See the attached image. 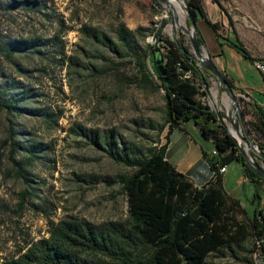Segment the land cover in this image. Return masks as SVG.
I'll use <instances>...</instances> for the list:
<instances>
[{
	"label": "rangeland",
	"instance_id": "obj_1",
	"mask_svg": "<svg viewBox=\"0 0 264 264\" xmlns=\"http://www.w3.org/2000/svg\"><path fill=\"white\" fill-rule=\"evenodd\" d=\"M173 1L170 7L152 0H42V6L37 7L0 0V40L20 42L21 47L14 58L0 57V91L8 89L6 81H16L19 92L27 95L25 112L16 120L25 150L12 159L9 148L3 149L0 166V263L17 259L28 246L48 238L52 222L78 218L101 225L129 218L127 195L119 181L133 170L97 150L80 132L113 130L140 153L166 143L167 128L164 132L157 128L165 121V91L149 65L152 80L145 79L147 72L137 58L145 53L154 57L149 45L166 52V42L156 36L159 29L171 41L184 40L194 52L191 25L180 5L187 6L189 0ZM121 24L134 32L146 29V36L136 35L133 49L121 55L88 38L85 32L98 28L117 41ZM218 25L225 35V29ZM202 52L207 54L204 48ZM236 56L227 53L225 60L238 78L245 79L253 96L264 103L260 73L249 61ZM209 82L201 93L203 103L221 116L220 124L235 132L229 119L235 113L229 94L214 76H209ZM235 93L250 137L259 146L260 136L251 128L259 103ZM7 125L10 123L0 115V140L6 136ZM28 148L37 158L25 168L22 178L17 174V161L28 155ZM253 157L264 166L256 154ZM235 165L230 163L231 173ZM242 200L248 210L252 209L246 194ZM247 246L252 249L253 242ZM212 260L234 264L228 256Z\"/></svg>",
	"mask_w": 264,
	"mask_h": 264
},
{
	"label": "trees",
	"instance_id": "obj_2",
	"mask_svg": "<svg viewBox=\"0 0 264 264\" xmlns=\"http://www.w3.org/2000/svg\"><path fill=\"white\" fill-rule=\"evenodd\" d=\"M12 1L14 6L21 3L42 6V0ZM152 1L160 5L159 1ZM213 2L221 6L220 0ZM187 5L197 23L205 20L219 35V25L209 21L202 0H189ZM85 32L88 38L116 55L132 50L136 35L146 36L145 28L134 32L124 24L117 28V41L98 28H88ZM156 36L166 42V52L149 45L154 57L145 53L138 56L137 62L147 72L145 79L152 80L149 65L159 87L165 91V121L156 127L159 132L167 128L166 143L140 153L134 144L122 142L113 130L80 132L97 150L133 170L119 181L127 195L129 218L101 225L78 218L52 222L48 238L28 246L17 259L0 264H231L212 260L227 256L234 264H255L256 254L264 256V244L260 247L257 244L264 240V211L251 217L241 201L226 192L220 168L239 161L256 187L264 184V180L246 163L227 127L219 123L218 115L201 99L212 75L182 52L176 41L163 37L161 29ZM181 42L190 52L185 41ZM203 42L200 37V48ZM19 43L0 40V57L14 58L21 50ZM156 49L162 54V72ZM239 49L244 52L240 46ZM223 75L235 90L229 75L225 71ZM19 84L6 81L4 86L8 89L0 91V115L10 123L5 138L0 140V166L5 156L3 149L9 148L12 159L25 150L16 129V120L25 112L23 104L27 98L24 92H19ZM255 113L257 120L251 123V128L259 134V148L264 151V108L256 104ZM187 121H193L217 151L216 155L206 154L213 175L202 188L196 187L166 159L172 131ZM27 150L28 155L17 161V174L22 178L25 168L37 158L35 151ZM258 198L256 192L253 200ZM251 241L252 249L247 246Z\"/></svg>",
	"mask_w": 264,
	"mask_h": 264
},
{
	"label": "crops",
	"instance_id": "obj_3",
	"mask_svg": "<svg viewBox=\"0 0 264 264\" xmlns=\"http://www.w3.org/2000/svg\"><path fill=\"white\" fill-rule=\"evenodd\" d=\"M202 2L209 21L220 23L222 29H225V35L221 32L218 35L205 20L200 19L197 26L204 41L202 49L204 48L212 57L220 71H225L229 75L235 91L252 97L263 107L264 103L253 96V90L247 87L245 79L237 77L234 68L228 65L225 57L227 53L237 55L239 60H247L252 66L255 60L264 61V0H220L222 7L213 0H202ZM262 94L264 95L263 83ZM214 149L213 142L203 137L199 127L193 121H187L181 128L172 131L166 159L178 172L186 175L196 187L202 188L209 183L213 175L206 154L212 155ZM234 163L235 172L231 173L229 164L227 172L223 174L225 190L230 196L239 199L242 206L247 209L242 200V194H246L247 200L252 205V209L247 211L253 217L260 210L264 211V184H258L256 187V184L247 177L244 165L239 161ZM256 192L260 198L253 200ZM249 194L253 196L249 198L247 196ZM254 259L255 264H264L262 254H256Z\"/></svg>",
	"mask_w": 264,
	"mask_h": 264
},
{
	"label": "water",
	"instance_id": "obj_4",
	"mask_svg": "<svg viewBox=\"0 0 264 264\" xmlns=\"http://www.w3.org/2000/svg\"><path fill=\"white\" fill-rule=\"evenodd\" d=\"M157 1L167 3L171 7V0H157ZM183 8L185 9L187 13V16H188V19L191 25L189 36L191 39L194 52H188L185 46L182 44L180 39L176 38L175 41L178 44L182 52L188 54L192 58L193 61H196L209 74L214 76L221 84V89L225 90L229 94L232 100L233 106L235 107V113L233 116H229V119L235 128L236 135L245 143L246 147L248 148V151H250L252 154L249 155L246 152V150L242 147L240 141H238V139L233 134L231 129L227 128L228 132L230 136L235 140L238 146V149L240 153L242 154L246 163L251 167V169L255 171L257 175H259L264 180V166L258 160H255L253 157V154H256L262 161H264V151L260 150L259 146H256L250 137V133L244 121V117L242 113L240 112V107H239V103H238L234 88H232V86L225 79L223 73L218 69L212 57L209 54H204L202 52V49L199 47L198 39L201 37V35L198 30L197 21L195 20V17L192 15L189 6L183 5ZM155 54H156L157 64L159 66L160 71L162 72V66H161L162 54L159 49L155 50ZM206 89H208L207 85H206ZM218 117L219 119H221V116L219 114H218ZM239 123L242 125L244 129V134H242L241 130L238 127Z\"/></svg>",
	"mask_w": 264,
	"mask_h": 264
},
{
	"label": "built area",
	"instance_id": "obj_5",
	"mask_svg": "<svg viewBox=\"0 0 264 264\" xmlns=\"http://www.w3.org/2000/svg\"><path fill=\"white\" fill-rule=\"evenodd\" d=\"M253 67L260 73L263 81V86H264V61L262 60H255L253 61ZM217 151L213 150L212 155H216ZM227 172V166H223L220 168V173L225 174ZM264 244V240H261V246Z\"/></svg>",
	"mask_w": 264,
	"mask_h": 264
},
{
	"label": "bare ground",
	"instance_id": "obj_6",
	"mask_svg": "<svg viewBox=\"0 0 264 264\" xmlns=\"http://www.w3.org/2000/svg\"><path fill=\"white\" fill-rule=\"evenodd\" d=\"M174 2H177V1H176V0H174V1H173V3H174ZM180 5H182V9H183V3H180ZM238 127H239V129H240V126H239V124H238ZM240 130H241V129H240ZM232 132H233V130H232ZM233 133L235 134V132H233ZM257 244H258V246L260 247V246H261V240H260V241H258V242H257Z\"/></svg>",
	"mask_w": 264,
	"mask_h": 264
}]
</instances>
